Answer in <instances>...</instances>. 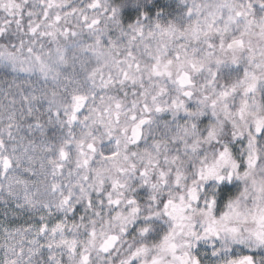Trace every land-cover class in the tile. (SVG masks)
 Segmentation results:
<instances>
[{
	"label": "clouds",
	"instance_id": "9594fccd",
	"mask_svg": "<svg viewBox=\"0 0 264 264\" xmlns=\"http://www.w3.org/2000/svg\"><path fill=\"white\" fill-rule=\"evenodd\" d=\"M70 2L84 6L86 0ZM214 2L102 0L107 11L100 13L102 31L97 35L105 42L115 40L119 49L116 56L123 59L130 38L136 34L133 28L142 29L145 35H137L132 50L143 64H151L152 58L146 46L155 52L162 29L175 26L181 31L186 30L194 19H203L202 15L190 17L189 9L195 12L194 5ZM249 2L257 6L255 19L264 21V10L259 8L264 0H243L244 4ZM112 10L115 11L114 17ZM148 33L154 36L149 37ZM251 39L253 44L264 48L258 27L253 30ZM94 42L95 36L86 30L77 41L66 42L69 63L59 67L61 75L55 84L42 78L37 80L38 73L21 80H32L37 95L42 94L39 90L43 89L50 97L54 90L57 93L55 99L61 103H66L73 91L88 96V103L80 114L83 123L70 127L57 124L55 127L59 129L61 139L74 137L94 142L97 151L88 155L87 166L81 164L78 167L77 161H82L83 157L79 156L73 144L71 159L65 163L61 175H53L52 166L48 163L53 158L52 153L41 148L45 143L51 147L58 141L42 136L38 129L30 127L35 123L34 117H20L21 108L26 109L28 105L21 102L19 93L13 91L9 94L3 87L5 80L22 74L13 72L0 62V76L4 77L0 80V131L8 122L7 115L15 111L22 126L18 136L24 137L25 145L31 143L36 146L34 151L29 152L35 162L29 165L25 158L20 165L21 174L22 169L29 166L35 172L34 176L28 174L33 182L30 185L33 193L38 192L41 201L52 203L59 199V192L52 190L53 183H60L62 190L71 188L75 193L73 204L79 208V212H69L68 215L73 216V222L77 224L81 223V216L86 217L83 221L86 228L80 229L81 236L95 227L98 236L103 232L121 237L117 251L112 254L114 264H120V259L127 254L130 246L147 245L155 253L157 249L152 246L161 243L166 235L173 238L181 255L187 254L188 264H195L197 259L201 264H226L233 249H255L251 233L259 228V224L253 217L264 214V140L258 139L249 146L248 128L236 115L239 97L229 102L228 114L223 101H219L215 108L211 103L227 83L224 75L233 66L227 64L221 70L215 87L207 84V69L199 74L193 73L195 87L191 89L193 95L190 99L183 96V89H179L173 79L149 80L145 72L144 85L151 90L149 103L160 85L167 88L165 94L157 96V102L165 111L153 112L151 123L143 129L142 138L139 142H133L131 129L134 122L131 116L145 115L142 111L143 89L138 86L134 88L131 84L120 86L118 83L104 88L99 78L93 84L88 79V72L97 66V59L90 53H81L79 47ZM181 45L186 46L189 56L196 50L197 57L201 59L207 57L210 51L203 42L181 38L177 34L168 43L164 57L174 59L181 51ZM216 55L220 53L216 52ZM246 61L247 53H244L241 68L246 66ZM209 67L216 70L214 63H210ZM183 70L190 69L187 65L183 69L178 64L172 67L174 73ZM109 72L114 79H118L116 67L103 69L105 77ZM32 90L29 85L21 89ZM205 96L209 99L204 100ZM12 99L16 100L15 105L10 103ZM117 100L122 103L120 109L115 107ZM134 100L140 101L135 108L132 104ZM174 101L183 102L184 107L173 108ZM41 103L43 108L35 105L36 114H42L41 123H45L48 104L44 100ZM85 117L87 120H84ZM248 123H251V119ZM109 131L111 136L108 135ZM222 152L228 153L226 159H221ZM85 176L88 179H84ZM0 183H5L3 177H0ZM77 186H83L86 193L83 198H80L81 192ZM19 191L22 192V189ZM110 198L118 199L120 204H110ZM7 199L5 189L0 192V210L11 206L5 203ZM89 199L95 201V207H88ZM19 212L22 216L35 215L31 208H22ZM92 220L96 221L95 225L91 223ZM231 229H236V232L233 233ZM3 243L4 238L0 235V245ZM3 259L4 249L0 247V262ZM64 260L68 264L67 257Z\"/></svg>",
	"mask_w": 264,
	"mask_h": 264
},
{
	"label": "snow or ice",
	"instance_id": "6c2138e0",
	"mask_svg": "<svg viewBox=\"0 0 264 264\" xmlns=\"http://www.w3.org/2000/svg\"><path fill=\"white\" fill-rule=\"evenodd\" d=\"M194 7L196 11L189 9L188 15H202L203 19H194L184 31L175 26L162 29L155 52L146 46L152 63L145 65L132 50L137 35H145L142 29L133 28L136 34L130 38L123 59L116 56L119 49L115 40L105 42L97 35L102 31L100 13L102 10L107 11L102 0H86L84 6H77L70 0H0V62L13 72L22 74L5 80L3 87L9 94L13 91L19 93L21 102L28 105L26 109L21 108L20 117H34L35 123L30 124V127L38 129L42 136L58 141L51 147L47 143L41 145L42 150L52 153L53 158L48 163L52 166L53 175L63 174L65 163L71 159L73 144L79 156L83 157L82 161L78 159V167L81 164L87 166L88 155L97 151L94 142L77 140L71 137V133V138L61 139L59 129L55 127L57 124L70 127L83 123L80 114L88 103V96L73 91L70 99L61 103L55 99L57 93L54 90L50 97L43 89L39 90L42 94L37 95L32 80H21L38 73L37 80L42 78L46 82H58L61 75L59 67L69 63L66 42L77 41L85 30L95 36V42L79 47V51L90 53L97 59V66L88 72V79L95 84L99 78L104 88L118 83L120 86L131 84L134 88L138 86L143 89L142 111L145 115L131 116L134 122L131 129L133 142H139L142 138L143 129L151 123L150 116L153 112L165 111L157 102V96L165 94L167 88L160 85L149 103L151 90L144 85L145 72L149 80L173 79L177 87L183 89V96L190 99L193 95L191 89L195 87L193 73L199 74L207 69V84L215 87L217 77L227 64L233 67L224 75L227 83L217 93V98L212 99V107L215 108L219 101H223L228 114L229 102H234L239 97L236 115L248 128L249 146L258 139L264 140V48L253 44L251 39L253 30L258 27L260 38L264 40V21L255 19L254 10L257 6L251 2L244 4L243 0H215L214 3ZM259 8L264 10V3ZM112 14L114 17V10ZM177 34L181 38L203 42L210 50L207 57L198 58L196 50L189 56L186 46L181 45V51L177 52L174 59H166L164 52ZM147 35L154 36L153 33ZM216 52L220 55L217 56ZM244 53H247V61L246 66L241 68ZM210 63H214L215 71L209 67ZM175 64L181 69L187 65L190 70L174 73L172 67ZM112 66L116 67L118 79H114L111 72L107 77L104 76L103 69ZM3 79L0 76V80ZM25 85L31 86L33 90L21 91ZM208 99L209 97H204V100ZM42 100L48 104L45 123H41L42 114L37 115L35 107L39 104L43 108ZM10 103L15 105L16 100L12 99ZM139 103V100H134L133 108ZM115 107L120 109L122 103L117 100ZM172 107L179 109L184 104L174 101ZM7 121L3 131H0V177L5 182L0 183V192L6 189L8 199L5 203L11 206L0 210V235L4 238L3 245H0L4 249V259L0 264H65V257L68 264H114L112 254L117 251L121 237L103 232L98 236L95 227L81 236L80 229L86 228L83 223L86 217L81 216V223L77 224L73 222V216L68 215L69 212H79V208L74 207L75 193L71 188L62 190L60 183H53L52 190L59 192V199L52 203L41 201L38 192L33 193L30 187L33 182L29 180L28 174L34 176L35 172L29 166L24 167L21 174L20 165L25 158L29 165L35 162L29 152L34 151L36 146L31 143L25 145L24 137L18 136L22 126L15 111L7 115ZM46 125L49 127L46 128ZM108 135L111 136L110 131ZM227 156V152L221 153V159H226ZM251 160L250 156V163ZM41 167L43 168V164ZM84 179L88 177L85 176ZM77 187L81 192L80 198H83L86 195L83 186ZM21 189L22 192L19 191ZM109 203L118 206L120 201L110 198ZM88 207H95V201L89 199ZM22 208H31L35 215L22 216L19 212ZM253 219L259 224V228L251 233L255 249H233L226 264H264V251H261L264 250V214ZM91 223L95 225L96 221L92 220ZM231 231L235 233L236 229ZM152 247L157 249L155 253L147 245L130 246L127 254L120 259V264H188L187 254L179 253V246L170 236L166 235L161 243ZM195 264L201 262L197 259Z\"/></svg>",
	"mask_w": 264,
	"mask_h": 264
}]
</instances>
